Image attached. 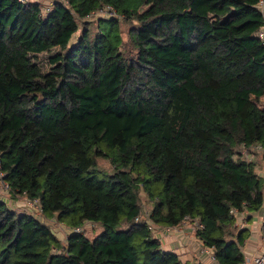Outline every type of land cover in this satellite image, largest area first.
Returning <instances> with one entry per match:
<instances>
[{"label":"trees","instance_id":"1","mask_svg":"<svg viewBox=\"0 0 264 264\" xmlns=\"http://www.w3.org/2000/svg\"><path fill=\"white\" fill-rule=\"evenodd\" d=\"M257 2L0 0V169L37 205L0 197V264H209L162 245L184 220L212 261L244 259L236 214L264 201L242 151L264 160Z\"/></svg>","mask_w":264,"mask_h":264},{"label":"crops","instance_id":"2","mask_svg":"<svg viewBox=\"0 0 264 264\" xmlns=\"http://www.w3.org/2000/svg\"><path fill=\"white\" fill-rule=\"evenodd\" d=\"M248 155V158L253 159L258 162L255 166V169L262 176L264 175V162L262 158L259 156L256 157L254 153L245 154ZM256 157V159H255ZM264 177V176H263ZM263 207L257 211H243L236 214L235 225L237 228H247L248 234L244 239V243L242 245V251L245 256L251 257L257 255L260 252L264 251V235L262 233V223H261V213ZM191 224H189V227ZM165 228H161L157 230L158 235L161 238L162 245L165 246V249H172L176 253H178L179 257L183 261H191L194 258H198L199 260L209 263V264H218L215 261H212L209 254H204L203 248L205 247L201 241L196 238L192 229L189 227H185L186 232L178 229V226H174L170 228L168 226H164ZM206 256V257H205Z\"/></svg>","mask_w":264,"mask_h":264},{"label":"rangeland","instance_id":"3","mask_svg":"<svg viewBox=\"0 0 264 264\" xmlns=\"http://www.w3.org/2000/svg\"><path fill=\"white\" fill-rule=\"evenodd\" d=\"M32 1V0H31ZM36 1H39L42 3V5H45V6H49L52 2V0H36ZM101 15H106L108 13H100ZM89 19H93V16H89L88 17ZM96 18V17H94ZM82 27V24L79 25V30H77L75 32V36L78 35L79 31H80V28ZM126 30H127V26L125 25H122V31H121V36L123 38L126 37ZM254 100H256V102L259 104V105H264V94L259 96V97H255V96H252ZM255 151L259 150L258 147H255L254 148ZM254 150H244V148H242V151H250V153H252ZM252 151V152H251ZM258 152V158L260 155H262V151H257ZM256 153V152H255ZM245 157V155H244ZM250 159V157H249ZM104 162V165L108 166V163L107 161H103ZM264 162V160H263ZM264 176V175H263ZM141 193V212H142V216L146 217L148 214H149V211H150V202L147 200L146 196H145V193H143V191H140ZM0 197L4 198V199H7V201L9 202L10 206H12L13 208H16V209H25L27 208V206L31 207V206H35L34 204L30 203L29 202V199L24 195V196H18L16 195L15 198H12L11 196H9L8 194V189H0ZM37 207V205L35 206ZM31 209V208H30ZM32 210V209H31ZM34 214H36L37 216H40L41 218V215L39 214L40 211L37 210H34L32 211ZM186 223L182 222L177 228L180 229L181 231L183 232H186L185 227H189V224H191V226L189 228H194L195 229V226H196V223H191L189 220H184ZM190 223H189V222ZM46 222L48 224H50V226H52L54 228V230L58 233H61V234H64L66 233V227L64 224H61L59 223L58 220L54 219H47ZM100 227H98L96 224L94 223H85L83 226H82V230L83 232H85L88 236H93L98 230H99ZM193 230V229H192ZM160 233V232H159ZM193 233V232H192ZM165 247V246H164ZM206 254V253H204ZM206 257V256H205ZM215 264V263H213Z\"/></svg>","mask_w":264,"mask_h":264},{"label":"built area","instance_id":"4","mask_svg":"<svg viewBox=\"0 0 264 264\" xmlns=\"http://www.w3.org/2000/svg\"><path fill=\"white\" fill-rule=\"evenodd\" d=\"M256 6L261 10L262 14H263V18H264V0H258ZM99 13H109L110 10H108V8H100L98 10ZM259 34L262 37V42L264 43V26L262 27L261 30H259ZM255 147H258L260 149V146L255 145ZM245 154H248V152H245ZM246 158H248V155L245 156ZM2 176L3 173L0 169V189H6L7 188V184L6 182H4L2 180ZM30 203L36 205V200L32 199L29 200ZM233 212L236 213V210L232 209ZM184 223H186L185 221H183ZM261 223H264V208L262 209V213H261ZM198 225V224H197ZM203 252H205L206 254H209L210 258L213 260V254H212V250L210 248H203ZM237 264H264V251L258 253L257 255L248 257L244 255V259L240 262H238Z\"/></svg>","mask_w":264,"mask_h":264}]
</instances>
